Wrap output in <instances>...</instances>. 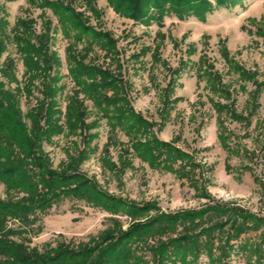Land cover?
<instances>
[{
	"label": "rangeland",
	"instance_id": "1",
	"mask_svg": "<svg viewBox=\"0 0 264 264\" xmlns=\"http://www.w3.org/2000/svg\"><path fill=\"white\" fill-rule=\"evenodd\" d=\"M66 7L84 26L113 38L118 61L89 38H76L64 20L69 16L61 15ZM0 20L4 24L0 62L11 64V77L0 73V83L17 99L28 127V113L42 98V79L38 71L26 67L17 38L32 44L46 41L51 76L57 79L59 130L44 138L42 149L53 170L76 168L108 195L155 206L150 216L197 211L213 204L264 215V0H242L235 7L213 11L205 21L165 14L161 26L119 15L110 0H0ZM70 54L84 63L111 64L113 70L119 65L127 84L129 114L145 123L126 129L129 118L123 124L108 122L69 75ZM33 60L43 66L40 57ZM71 97L85 109L82 125L75 126L72 114L67 117ZM70 124L75 128L70 129ZM220 134L225 139L220 140ZM147 141L179 150L188 156L189 165L181 175L152 166L139 146ZM233 144L247 151L245 157L226 151ZM186 172L192 181L182 177ZM21 196L0 182V200ZM115 220L124 231L135 222L67 195L37 212L26 225L12 219L8 228L15 231L11 240L45 252L60 243L94 242L117 225ZM255 235L240 237L224 264H264V245L262 256L238 247L244 241L252 244ZM214 254H201L197 264H212ZM140 256L141 264H153L151 253Z\"/></svg>",
	"mask_w": 264,
	"mask_h": 264
},
{
	"label": "trees",
	"instance_id": "2",
	"mask_svg": "<svg viewBox=\"0 0 264 264\" xmlns=\"http://www.w3.org/2000/svg\"><path fill=\"white\" fill-rule=\"evenodd\" d=\"M241 1L110 0V5L125 18L144 25L155 21L161 26L165 14H173L179 20L194 17L205 21L213 11L235 7ZM61 15L69 16L64 20L69 22L78 40L89 38L101 51L108 52L111 54L110 58L118 61L115 41L108 33L84 26L69 7L62 8ZM3 25L0 20V30ZM17 42L21 44L20 51L26 55L28 70L38 71L42 79V98L37 102L36 108L28 113L31 122V127H28L17 99L0 83V182L8 191L22 193L15 200H0V264H141L140 253L144 251L151 253L153 264L168 261L197 264V260L205 252L211 255L216 252L212 264H224L235 243L249 233H256L253 243L247 244L244 241L238 246L239 249H252L251 253L257 251L263 255L264 215L258 216L241 208L213 204L197 211L177 214L158 212L150 216L149 212L155 210V206L148 203H127L108 195L76 168L72 171L70 167L53 170L42 149V142L59 130L55 120L58 111L54 101V82L57 79L51 76L52 65L46 41L39 40L38 44H32L26 38H17ZM3 49L4 44L0 39V57ZM34 57L42 59L41 68L33 60ZM68 64L72 80L91 97L108 122L123 124L124 119L129 118L126 129L145 123L138 115L129 114L127 84L119 65L113 70L109 66L111 64L104 67L84 63L83 59L71 54L68 55ZM10 67L9 61L0 62V73L11 77L8 73ZM66 114L67 117L73 115L75 126L77 123L83 124L85 109L76 98H70ZM75 126L70 124L68 127L72 129ZM223 138L220 134V140ZM139 146L144 147L147 160L154 167L161 165L160 168L174 170L181 175V169L189 165L186 162L188 156L168 144L147 141ZM225 148L235 156L245 157L247 153L237 144L227 145ZM226 169L230 170V166L226 165ZM186 173L182 177L192 181L189 178L190 172ZM67 195L92 203L111 214L122 213L135 222H131L124 231L115 220L114 224L117 225L103 231L94 242L77 245L60 243L45 252L27 248L10 239L15 232L8 228L10 220L26 225L37 212L48 209L56 200ZM142 218H145L143 222L140 220Z\"/></svg>",
	"mask_w": 264,
	"mask_h": 264
}]
</instances>
